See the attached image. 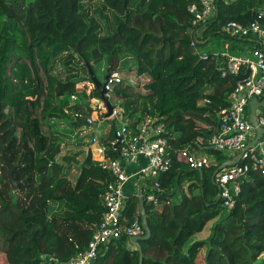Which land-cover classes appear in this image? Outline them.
<instances>
[{
  "label": "trees",
  "instance_id": "16d2710c",
  "mask_svg": "<svg viewBox=\"0 0 264 264\" xmlns=\"http://www.w3.org/2000/svg\"><path fill=\"white\" fill-rule=\"evenodd\" d=\"M93 3L101 5L106 19L113 17V32L104 34L101 23L89 16L87 4ZM193 4L200 1L0 0V264H64L88 249L100 226L106 211L101 196L111 175L91 154L80 165L76 156H58L65 140L60 126L72 121L77 108L71 96L87 103L86 116L94 115L91 101L101 100L100 91L94 88L87 95L77 86L92 82L87 65L94 70L105 58L108 73L119 68L147 78L136 94L129 85L113 94L122 101L123 119L133 134L147 117L165 125L163 136L174 157L172 169L160 177L159 205L145 202L151 237L141 242L143 264H264L259 261L264 254V175L251 173L229 212L212 182L229 156L213 150L209 140L220 126L218 112L229 107L241 77H223L222 59L205 54L210 58L204 60L196 53L199 44L191 46L195 28L188 9ZM214 8V16L195 31L204 39L224 36L234 45L246 39L229 36L224 27L230 22L249 26L264 13V0H214ZM204 99L210 103L201 104ZM71 121L74 129L78 122ZM115 129L113 121L109 139ZM186 147L208 155L214 165L190 170L175 156ZM3 151L16 166V190ZM108 155L120 159L112 149ZM73 164L78 169L74 182ZM188 183L181 201L167 204L170 193ZM135 216H140L136 194L126 201L122 228ZM212 221L210 237L188 246ZM139 262V251L123 235L102 248L93 264Z\"/></svg>",
  "mask_w": 264,
  "mask_h": 264
},
{
  "label": "built area",
  "instance_id": "2783aa9c",
  "mask_svg": "<svg viewBox=\"0 0 264 264\" xmlns=\"http://www.w3.org/2000/svg\"><path fill=\"white\" fill-rule=\"evenodd\" d=\"M200 5L193 4L188 11L192 15V25L195 29L191 32L193 40L191 46L198 43L199 32L195 31L208 22L215 13L214 0H199ZM264 13L249 26L244 27L236 22H230L224 27V32L231 37L252 38L260 40L249 55H231L228 52L215 53L212 59H222L219 67L222 76H240L236 88L229 98V107L218 112L220 126L209 140V146L216 151L225 153L229 160L241 156L240 161L232 166L225 167L215 176V183L219 189V198L223 207L229 212L235 207L236 198L240 195L242 185L249 179L251 173L264 175V113H258L257 122L262 128V137L248 149V146L256 138V127L250 122L248 104L253 98H264ZM202 59L208 60L210 56L202 55ZM219 58V59H218ZM108 98L115 89L124 85V78L119 72L110 73V77L104 82ZM71 100H78L77 95H72ZM98 103L101 100H94ZM94 102V103H95ZM210 100L204 99L201 104H208ZM98 107V104H96ZM96 107V109H97ZM118 109L114 107V119L118 115ZM83 133L90 136L88 150L96 165L111 175L112 181L108 183L105 192L101 196L106 209L100 226L95 231L88 249L64 264H93L98 259L102 248L111 241L120 239L123 235L141 237L145 235L140 216H135L133 221L122 228L123 213L126 201L125 184L130 180L123 161L133 163L140 156L148 160V164L139 170V175L149 183L150 191L144 196L145 202L158 206V196L162 194L160 177L169 172L174 164L171 153L172 147L168 138L164 137L165 125H155L153 118L147 117L138 127L137 134H133L128 124L123 122L114 130L112 139H103L97 128L98 119L95 115L83 116ZM109 144V146H108ZM121 154L120 159H113L108 155L110 150ZM177 160L185 164L190 170H203L214 165L211 158L189 147L175 152ZM142 190V189H141ZM139 197L138 192H136ZM56 264H62L56 262Z\"/></svg>",
  "mask_w": 264,
  "mask_h": 264
},
{
  "label": "rangeland",
  "instance_id": "374dc122",
  "mask_svg": "<svg viewBox=\"0 0 264 264\" xmlns=\"http://www.w3.org/2000/svg\"><path fill=\"white\" fill-rule=\"evenodd\" d=\"M88 6L92 9V10H90V12H88L89 16L95 18L98 22L101 23L104 34H108V33L113 32L115 30V22L113 20V17L109 15V18L106 19L105 16L107 14L105 15L104 13H101L99 11V9H100L99 7H101V5H99L98 3H93L92 5L87 4V8H88ZM225 38L226 37H224V36H216V37L212 38V40L210 42H204L201 40L196 49H197V51L200 52V54H203V55L208 54V52L212 51L213 49L220 48V50H223L224 49L223 48L224 42L227 40ZM109 67L110 66H109V63H108L106 58L101 63L96 64L94 66V72L96 74V77L98 78V80L102 84H104V82H105L106 74L110 71ZM113 71H118L122 74L124 81L126 82V86H128V85L130 86V89H131L130 93L131 94H136L138 91V88L142 87L143 84L145 83V80L147 79L146 77H138L136 75V71H132V72L122 71L121 72V69H119V68L115 69ZM61 72H63V70ZM82 75H83V78H85V80H88L87 72H83ZM41 77L43 79H45V77L43 75H41ZM77 89L79 91H85L87 95H91L92 91H93V89H91V86L88 85V81H82L78 85ZM113 96H114V94L111 95L110 103L112 104L113 107L115 106V108H117L119 111L117 117H115L114 119L112 117H110V118L106 117V115H107L106 106L102 105V104L100 106V101L97 103L98 107L94 103V100L91 101V104H93L95 116L98 119L96 125H97L98 130L101 132L103 139L109 138L110 131L113 127V121H116V127H119L121 125V123H123V122H127L126 120L123 119V109L120 108V104L122 103V101L120 99H117L115 96H114L115 97L114 98ZM86 100H88V99H86ZM71 101H72V103H74L76 105L77 108L75 110V113L71 114L72 121L71 120L70 121L75 122V123L78 122V123H76V126H75V131L78 130V132H77L78 135H75L74 138L71 139L70 143H71V145H73V144H77V143L81 142L82 146L85 149H87L88 148V137L84 133H82L84 121H83V118L80 116V115L85 116L89 113L85 107V104L87 105V103L84 100H82L81 98H78V100H76V101H73V100H71ZM96 107H97V109H96ZM263 111H264V108H260L258 110V113L261 114ZM35 114H38V113L35 112ZM70 121L69 120L63 121V122H65V123H63L64 127H66L67 123ZM84 148H83V150H84ZM65 152H67V150L65 148L61 147L60 155L65 154ZM187 190H188L187 187H186V189H184V187H183L181 190L176 192L179 194L178 198L182 199V193L187 192ZM176 193H175V195H176ZM215 222L216 221L210 222L209 226H211V228H212V226ZM207 234H210V231L207 232ZM1 255L2 254H0V260L2 258ZM263 259H264V254L261 255L259 261H261Z\"/></svg>",
  "mask_w": 264,
  "mask_h": 264
},
{
  "label": "crops",
  "instance_id": "0c3cea01",
  "mask_svg": "<svg viewBox=\"0 0 264 264\" xmlns=\"http://www.w3.org/2000/svg\"><path fill=\"white\" fill-rule=\"evenodd\" d=\"M202 36L199 32V37ZM216 36H213V37H208L207 39H204V36H202V38H200L202 41L204 42H210L212 40V38H214ZM227 39V38H225ZM243 39H246L244 40V42H240V43H237V44H234L232 45L231 44V41L229 39H227L225 42H224V45H223V50H220V48L218 49H213L212 51L208 52V54H215V53H223V52H228L229 54L231 55H249L250 51L256 46V45H259L260 44V40H258L257 38L255 37H252V38H243ZM199 40L198 38V43L201 41ZM248 40V41H247ZM219 46V45H218ZM235 48V54H232L231 53V49ZM199 52V51H198ZM197 52V49H196V53ZM203 55V54H202ZM83 74V72H82ZM80 84V83H79ZM78 84V85H79ZM88 85L91 86V89H94L95 86L92 82H88ZM78 87V86H77ZM96 100V99H95ZM95 102V101H94ZM95 104H97L95 102ZM102 105H105L104 102L100 101V106ZM264 113V111H263ZM95 115V113H94ZM96 117V116H95ZM97 118V117H96ZM63 123L65 122H62V125L60 126V129H59V134L61 136H64L65 137V140L64 142L62 143V148H65L67 150V152H65V154H61L59 155L58 157L59 158H64L65 156L67 157H72V156H76L77 158V162H78V165H80L87 153V150L89 149L90 147V136L86 135L88 137V148L85 149L81 142L80 143H77V144H73L71 145L70 141L71 139L74 138L75 135H78L77 132L78 130L75 131V128L73 129V127L70 125H66V127H64ZM125 123H128V122H125ZM84 126V125H83ZM68 132H71V133H68ZM83 133V132H82ZM256 136H257V131H256ZM76 147H75V146ZM84 148V150H83ZM203 154V152H201ZM213 161V159H211ZM214 162V161H213ZM123 165L125 166L128 174L130 175V180L125 184V195L127 197H130L134 194H136V192H138V189L140 187V184L141 186L143 187V190L145 191V194H148L149 191H150V186H149V182L147 180H144L143 178H141V176L139 175V170L146 166L148 164V160L146 158H144L143 156H140L135 162L133 163H129V162H126V161H123L122 162ZM76 164H73L72 168L69 170V174L71 172V176H70V180L72 182L75 181V178L77 177L78 175V169L77 167L75 166ZM188 186H189V183L188 184H185L183 187L184 189H188ZM179 191V190H178ZM177 191V192H178ZM171 194V199L169 200V203H172V204H176L178 202L181 201L180 198H178V193H170ZM148 204V203H147ZM150 205V204H149ZM159 211L162 209V206L161 207H158ZM214 222V221H212ZM210 223H208V225L206 226L205 230L200 233V234H196L191 240L190 242L188 243V246L191 245L192 243L194 242H197V241H201V240H205V239H208L211 235V226H209ZM210 231V234H207V232ZM134 247V246H133ZM135 248V247H134ZM188 248V247H187ZM186 248V249H187ZM136 249V248H135Z\"/></svg>",
  "mask_w": 264,
  "mask_h": 264
},
{
  "label": "water",
  "instance_id": "95a60500",
  "mask_svg": "<svg viewBox=\"0 0 264 264\" xmlns=\"http://www.w3.org/2000/svg\"><path fill=\"white\" fill-rule=\"evenodd\" d=\"M88 70H89V74L92 80V83L94 84L95 88H97L100 91V95H101V99L104 102L106 109H107V118L112 117V115L114 114V107L112 106V104L110 103L108 96H107V91L105 89V84H102L98 78L96 77L94 70L92 69V67L88 64ZM110 77V73H108L105 76V81H107ZM250 112H249V119L250 122L256 127V131H257V136L255 138V140L248 146V149L251 148L254 144H256L258 142V140L262 137L263 134V130L262 128H259L258 126V122H257V110H259L260 108H264V98L262 100H258L257 98H253L250 102ZM90 150H87V154H89ZM3 156L6 157V166L9 168L8 171V176H9V182L10 184L14 187V189L16 190L18 188V184L14 178V173L16 170V166L12 164V160L11 157L8 156L7 154H5V152H2ZM119 156L121 157V154L119 153ZM241 159V156H237L236 158L232 159V160H227L225 161L222 165H220L214 172L213 177H212V182L214 184L215 183V176L216 174L221 171L222 169H224L225 167H229L232 165L237 164ZM138 195H139V213H140V218H141V222H142V227L145 231V235L141 236V237H130L129 241L131 243L132 246H134L140 253V262L139 264H143V260H144V254H143V250L141 247V242L142 241H146L151 237V230L148 224V220H147V212H146V207H145V200H144V196L142 194V190L139 187L138 189Z\"/></svg>",
  "mask_w": 264,
  "mask_h": 264
},
{
  "label": "clouds",
  "instance_id": "9594fccd",
  "mask_svg": "<svg viewBox=\"0 0 264 264\" xmlns=\"http://www.w3.org/2000/svg\"><path fill=\"white\" fill-rule=\"evenodd\" d=\"M109 99V98H108Z\"/></svg>",
  "mask_w": 264,
  "mask_h": 264
}]
</instances>
